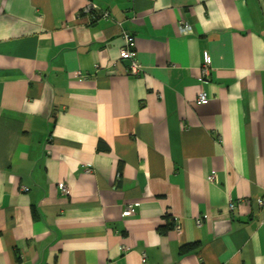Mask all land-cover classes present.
<instances>
[{"label":"crops","instance_id":"0c3cea01","mask_svg":"<svg viewBox=\"0 0 264 264\" xmlns=\"http://www.w3.org/2000/svg\"><path fill=\"white\" fill-rule=\"evenodd\" d=\"M263 179L264 0H0V264H264Z\"/></svg>","mask_w":264,"mask_h":264},{"label":"built area","instance_id":"2783aa9c","mask_svg":"<svg viewBox=\"0 0 264 264\" xmlns=\"http://www.w3.org/2000/svg\"><path fill=\"white\" fill-rule=\"evenodd\" d=\"M83 12L86 15H91L90 20H95L98 16V8L93 5V4H88L87 6H85L83 8ZM101 17H108V14L106 12H101L100 13ZM178 32L182 35H187L190 34L192 32V28L189 24H187L184 21H179L178 22ZM122 39H123V47L119 50V60L120 61H127L128 62V70L127 72L132 75V76H136L140 73V66L139 64L136 62L135 59V38L133 35L127 33V32H122ZM209 59L207 58L205 63L201 66L200 68V73L201 76L203 78H207L210 75L211 72V67L209 64ZM76 75H80V73H76ZM208 96L205 92L200 91L196 94L195 97V104L197 105H205L208 103ZM206 180L208 182H213L214 181V175L210 174L206 177ZM58 189L61 192L62 195H66L68 194V189L66 187L65 184L60 183L58 184ZM24 190V189H23ZM262 191H263V195H264V179H263V184H262ZM257 204L260 207V209L262 210V218L260 223L264 224V199L260 198L257 200ZM137 204H128L125 208V210L122 212V215L124 217H128L131 215L132 210L134 207H136ZM228 207L231 209L234 207V203L230 202ZM201 223V219L197 218L195 221L196 226L198 227ZM175 231L179 230V226L176 224L174 227Z\"/></svg>","mask_w":264,"mask_h":264},{"label":"trees","instance_id":"16d2710c","mask_svg":"<svg viewBox=\"0 0 264 264\" xmlns=\"http://www.w3.org/2000/svg\"><path fill=\"white\" fill-rule=\"evenodd\" d=\"M192 248H193V246H183L180 248V253H185Z\"/></svg>","mask_w":264,"mask_h":264},{"label":"water","instance_id":"95a60500","mask_svg":"<svg viewBox=\"0 0 264 264\" xmlns=\"http://www.w3.org/2000/svg\"><path fill=\"white\" fill-rule=\"evenodd\" d=\"M124 62H126V61H124ZM126 63H128V62H126Z\"/></svg>","mask_w":264,"mask_h":264}]
</instances>
